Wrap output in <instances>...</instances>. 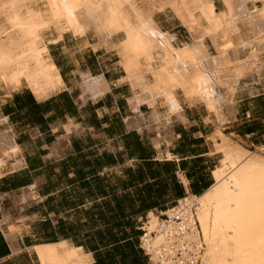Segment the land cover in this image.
Here are the masks:
<instances>
[{
	"label": "crops",
	"instance_id": "crops-1",
	"mask_svg": "<svg viewBox=\"0 0 264 264\" xmlns=\"http://www.w3.org/2000/svg\"><path fill=\"white\" fill-rule=\"evenodd\" d=\"M214 4L224 9L223 0ZM154 20L174 46L194 42L170 9L156 12ZM87 41L78 49L84 62L74 61L68 49L63 52L71 62L57 64L61 89L37 99L21 88L0 99L2 130L10 132L23 161L20 167L9 163L0 177V264H41L35 249L61 243L81 250L86 264H96L95 253L70 236L73 225L80 230V212L114 204L119 196L134 199L137 208L150 202L136 221L138 229L140 218L158 217L187 194L200 196L214 185L213 173L223 159L218 148L225 147L222 135L249 151L264 146V51L261 62L238 81L220 117L179 89V109L170 107L130 82L117 48H94L96 36ZM205 44L213 55L210 39ZM249 50L240 47L230 56L244 60ZM88 77L99 78L107 91L91 95ZM70 200L76 203L71 206ZM139 250L136 264H149Z\"/></svg>",
	"mask_w": 264,
	"mask_h": 264
},
{
	"label": "bare ground",
	"instance_id": "bare-ground-1",
	"mask_svg": "<svg viewBox=\"0 0 264 264\" xmlns=\"http://www.w3.org/2000/svg\"><path fill=\"white\" fill-rule=\"evenodd\" d=\"M184 1L193 6V10L186 7L191 29L199 39L209 38L221 59L227 57L216 73L205 66L207 57L200 48H203L202 39L200 47L195 44L175 47L172 36L157 29L150 17L145 19L136 11L131 14L135 0H37L24 8L25 14L17 0H13L9 21L26 34L27 49L37 56V64L32 70L27 62L1 54L0 82L12 90L26 88L37 99L53 94L63 84L60 70L47 54L50 51L40 44L41 33L52 29L59 40L67 33L80 39L96 36L99 43L94 48H117L130 82L155 98L163 97L170 107L179 109L175 97L179 89L185 96L205 101L209 110L221 117L223 106L233 101L238 78H245L246 72L254 70L264 51V0H223L224 9L220 11L214 0ZM249 3L253 4L252 8H248ZM149 10L151 15L154 10L163 11L164 6ZM178 11L182 14L183 10ZM240 47L250 48L249 55L244 60L232 59L231 52L237 54ZM158 59L160 64L156 65ZM187 71L194 73L184 74ZM231 77L236 78L231 80ZM87 83L93 96L108 89L99 78L88 77ZM134 103L138 107L140 100L135 99ZM4 122L6 119L0 123ZM10 135V132L0 133L3 151L0 171L7 161L21 157L20 147ZM233 147L218 148L223 159L213 173L215 183L196 197V219L204 244L199 264H264V155L241 146ZM148 221V230L156 231L159 216L151 213ZM161 240L157 235L156 243ZM35 250L41 264L88 263L81 250L67 248L62 243ZM230 250L233 257L227 261Z\"/></svg>",
	"mask_w": 264,
	"mask_h": 264
},
{
	"label": "rangeland",
	"instance_id": "rangeland-1",
	"mask_svg": "<svg viewBox=\"0 0 264 264\" xmlns=\"http://www.w3.org/2000/svg\"><path fill=\"white\" fill-rule=\"evenodd\" d=\"M12 1L13 0H0V50L2 52V53L0 52V55L1 54H7V55L11 56L15 60L20 59V60H22L24 62H27L28 65L31 66L32 70H34V69H36V64H37L36 57L37 56L35 57V54L33 52L29 51V49H27V47H28V42L27 41L28 40H27L26 34L24 35L21 29L14 28L13 25L11 24V22L9 21L8 12H9V9L11 8V6H12ZM35 1H37V0H17L18 5L20 7V10H21V12L23 14L26 13V10L25 9L27 8L28 4L31 3V2H35ZM135 1H137V2H135V6L136 7L134 6L136 9L134 8V10H131V14L133 12V15H134V11H136V12H140V14L142 16L144 15L143 17H145V19H148V17H150L152 23L154 24V26L157 29H159V27H158V25L156 24V22L154 20V14L156 12H161V11L154 10L153 13H151V15H149V13H150V10L149 9H151L152 7H155V6H160V5H163L164 6V10L165 9H170L177 17H179L181 19V21L183 22V24L187 27V29L193 35L194 42L191 43V44L189 43L188 45L193 46L195 44L198 47H200L201 45H203V48H202V46L200 48L202 50L203 49L205 50V51L203 50V52L205 53V55L207 57L206 60H208V61L205 60V66L209 70L214 71V73H216L215 71H218L217 68H221L223 66L224 62L227 60V57L221 59V57H219L216 49L214 48L213 43H212V45H213V49H214V54L213 55L210 54L209 51H208V48H207V46L205 44V40L206 39L201 38L199 36L200 39H202L201 42H200L199 41L200 39L198 38V34L195 33V30H192L191 29L190 21L189 20L187 21V19H188V16L187 15H188V12L189 11L186 10V7L189 10H193L192 4L190 5V4H188L187 1H184V0H152V1L151 0H147V1L146 0H135ZM147 2H148V4H147ZM186 4H188L189 6L186 5ZM39 6L41 8L44 7V5L42 3H40ZM190 6H192V7H190ZM177 9L178 10L180 9V11L183 10V11H181V13L183 15L184 14L185 15L183 16L182 14H179V11ZM185 16H187V17H185ZM13 29H14V31H16L15 33L13 32ZM161 32H163V31H161ZM16 35H18V36H16ZM21 37H24V38L20 39ZM172 38L173 37H171V40L173 42V39ZM87 40H88V38L80 39V38H77V37L72 36L70 33L65 34L64 37L61 40H59L58 37H57V35L55 34V32L52 29H46L45 31H43L41 33L40 44H41V46H45L46 48H48L47 50L50 51V52L49 53L47 52V54L51 57L52 61H54V63L56 64V66H57V64H59L60 66H66V65H68L71 62V58H69L70 56L69 55H66V54H63V52L66 51V49H68V51H70V53L72 54V57L74 58V61L84 62L83 54L80 53V52H78V49L81 46V44L82 45L87 44V42H88ZM199 42H200L201 45L199 44ZM24 45H26V46H24ZM184 45H187V44H184ZM176 47H179V46H176ZM12 48H14V49H12ZM17 53H18V55H17ZM20 54H21V56H20ZM33 54H34V56H33ZM121 61H122V59H121ZM159 64H160V61L158 59L156 65H159ZM58 69H59V67H58ZM186 73H187V75H189L190 73L193 74L194 72L193 71H191V72L190 71L184 72V74H186ZM220 75H221V73H220ZM235 78L236 77H231V80H235ZM242 78H244V76L241 77V78H238V81L240 79H242ZM63 85L64 84L60 85L59 87L61 88V87H63ZM59 87H58V89H59ZM135 87H136V85H135ZM12 91H13L12 88L10 86H8V84H4L3 82H0V99H2L6 94L11 93ZM3 120H5V118H3L1 116V114H0V122L3 121ZM4 123H6V122H4ZM4 123H0V133H3L4 132L2 130L3 125H5ZM222 139L224 140V145L223 146H225V147L226 146L227 147L228 146L233 147V145H234L233 148H237V147L240 146L238 144H229L228 141L225 140L223 136H222ZM251 151L252 152H255L257 154H260V155H264V149H262V148L253 149ZM1 153L3 154V151L0 149V155H2ZM0 158H2V157L0 156ZM9 163H14V165L16 167H20L23 164V161H22V158L21 157H17L16 159H13V160L11 159L10 161H7L6 164L4 165V167L1 168L0 177L3 174L2 171L5 169V167ZM232 257H233V252L230 250V252L227 254V256H226L225 259L227 261H229V260L232 259Z\"/></svg>",
	"mask_w": 264,
	"mask_h": 264
},
{
	"label": "trees",
	"instance_id": "trees-1",
	"mask_svg": "<svg viewBox=\"0 0 264 264\" xmlns=\"http://www.w3.org/2000/svg\"><path fill=\"white\" fill-rule=\"evenodd\" d=\"M135 155L136 151L133 156ZM161 165L169 168L172 163ZM158 172V170L153 171V173ZM115 199L114 204L107 203L103 207L97 209L93 207L80 212L81 216L82 214L85 216L86 221L81 223L80 216L78 222L80 230L77 231L72 224L70 236L79 237L80 246L95 253L96 264H136L140 258V248L136 249V246L139 245L141 236L136 221L141 213L148 211L150 202L143 201L137 208L136 201L130 197L119 196ZM75 203L76 200H70L68 204L72 206Z\"/></svg>",
	"mask_w": 264,
	"mask_h": 264
},
{
	"label": "built area",
	"instance_id": "built-area-1",
	"mask_svg": "<svg viewBox=\"0 0 264 264\" xmlns=\"http://www.w3.org/2000/svg\"><path fill=\"white\" fill-rule=\"evenodd\" d=\"M196 197L187 194L159 215L156 231L148 230V216L139 219V247L149 264L200 263L204 244L196 219ZM157 235L162 237L159 243Z\"/></svg>",
	"mask_w": 264,
	"mask_h": 264
}]
</instances>
